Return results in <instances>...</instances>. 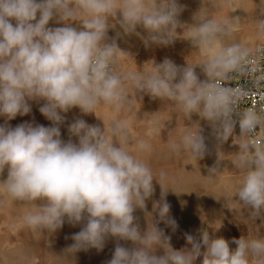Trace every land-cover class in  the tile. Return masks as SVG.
Wrapping results in <instances>:
<instances>
[{
  "label": "clouds",
  "instance_id": "9594fccd",
  "mask_svg": "<svg viewBox=\"0 0 264 264\" xmlns=\"http://www.w3.org/2000/svg\"><path fill=\"white\" fill-rule=\"evenodd\" d=\"M182 11L178 0H0V188L12 200L32 206L22 220L33 231L51 236L65 222L80 225L66 253L102 251L112 239L114 251L106 264H249L250 256L264 264V239L228 241L207 228L186 233L187 246L174 249L170 235L159 227L161 222L173 231L177 227L165 191L153 203L152 227L141 229L135 213L147 212L154 178L125 146L130 136L126 121L112 119L106 135L103 121L101 127L75 119L68 124L69 138L61 135L62 114L73 108L95 114L102 104L116 113L129 106L126 81L141 99V94L168 99L186 116L206 120L219 143L229 140L237 124L242 134L264 124V116L253 108L240 109L247 91L223 84L245 70L249 56L239 44L217 48L234 31L227 21L194 14L189 42L207 56L196 66H177L165 58L151 61L150 72L116 71L122 50L109 38L110 29L119 25L124 35L140 37L146 47L167 46L183 25L178 19ZM79 17L87 18L76 24ZM260 25L264 28V21ZM32 102L40 104L50 126L24 121L13 127L9 122L29 115ZM182 144L198 158L205 155L200 133L186 134ZM180 146L173 144L172 149ZM136 147L150 148L143 140ZM253 147L243 141L233 161L245 170L236 198L251 215L264 212V146Z\"/></svg>",
  "mask_w": 264,
  "mask_h": 264
},
{
  "label": "crops",
  "instance_id": "0c3cea01",
  "mask_svg": "<svg viewBox=\"0 0 264 264\" xmlns=\"http://www.w3.org/2000/svg\"><path fill=\"white\" fill-rule=\"evenodd\" d=\"M183 11L178 19L183 25L174 34V42L167 46H145L136 35H124L116 25L110 29L108 36L115 39L122 51L117 52L115 69L118 73L150 72L152 62L161 63L165 58L177 66L186 63L196 66L207 59V56L190 44L194 14L197 19L214 18L219 22L227 21L233 25L231 36L218 41L217 48L239 44L251 51L258 43H264V0H178ZM75 21L79 24L82 19ZM72 21H69L71 23ZM114 23V21L112 22ZM51 24V22H50ZM54 26V25H53ZM141 36H146L138 28ZM117 33H120L117 35ZM213 53H209L211 55ZM196 72L204 79L199 67ZM131 104L119 113L113 112L108 105H100L95 114H83L79 108H73L62 115L65 123L61 126L64 140L69 138L68 124L75 119H83L89 125H105L106 135L112 119L123 120L128 124L130 136L125 145L127 150L144 161L153 174L154 194L147 201V212L137 210L141 229L153 225V203L164 199L170 205V216L176 222L173 231L163 222L159 227L170 235L174 249L187 246L185 234L196 235L201 228L228 241L239 239H264V212L251 215V210L236 198L245 170L234 166L233 161L240 153V145L246 141L240 128L234 127L230 138L219 143L213 129L206 120L197 114L190 117L168 99H152L147 94L136 92L133 85L124 84ZM43 103V102H41ZM40 104L32 102V112L26 116H17L9 123L14 127L24 121L50 126L39 111ZM103 121V122H102ZM4 119L0 118V124ZM204 137L206 152L203 158L196 157L190 149L183 147L182 139L186 134ZM74 142L76 138H72ZM145 141L149 150H138L136 143ZM173 144H180L177 151ZM254 151V149H252ZM6 178V172L4 174ZM33 208L24 202L12 200L0 188V264H106L114 251L115 241L109 239L102 251L90 249L77 253H66L65 249L73 243L72 234L80 231V225L72 226L65 222L63 227L49 236L48 233L33 231L24 226L22 217ZM120 243L131 247V242ZM235 248V244L230 245ZM160 254L159 250L158 253ZM249 264H256L250 256Z\"/></svg>",
  "mask_w": 264,
  "mask_h": 264
},
{
  "label": "built area",
  "instance_id": "2783aa9c",
  "mask_svg": "<svg viewBox=\"0 0 264 264\" xmlns=\"http://www.w3.org/2000/svg\"><path fill=\"white\" fill-rule=\"evenodd\" d=\"M244 71L233 73V78L223 84L233 89L247 91L240 101V109L253 108L264 116V43H258L249 51ZM236 127L239 128L237 124ZM249 145L264 146V124L258 125L252 133H244Z\"/></svg>",
  "mask_w": 264,
  "mask_h": 264
},
{
  "label": "rangeland",
  "instance_id": "374dc122",
  "mask_svg": "<svg viewBox=\"0 0 264 264\" xmlns=\"http://www.w3.org/2000/svg\"><path fill=\"white\" fill-rule=\"evenodd\" d=\"M182 249V248H181ZM197 264H199V261H197Z\"/></svg>",
  "mask_w": 264,
  "mask_h": 264
}]
</instances>
